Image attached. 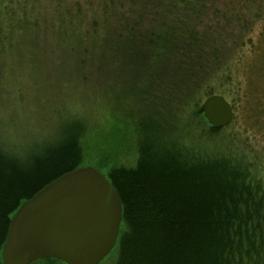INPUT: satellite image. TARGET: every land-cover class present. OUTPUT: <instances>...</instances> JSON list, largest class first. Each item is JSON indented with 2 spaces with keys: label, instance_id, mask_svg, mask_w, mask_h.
I'll return each instance as SVG.
<instances>
[{
  "label": "trees",
  "instance_id": "16d2710c",
  "mask_svg": "<svg viewBox=\"0 0 264 264\" xmlns=\"http://www.w3.org/2000/svg\"><path fill=\"white\" fill-rule=\"evenodd\" d=\"M203 1L86 0L90 6L101 7L103 20L95 29L99 41L89 48L81 45L84 59L75 66H80L79 71L88 64L116 69L104 78L113 79L125 99H136L145 134L138 167L104 172L118 191L123 209L115 264H264V181L256 174L257 158L244 148L233 147L235 135L223 142L204 137L207 131L220 133L228 128L208 122L201 108L204 99L220 95L235 109L231 94L235 92L240 99L247 95L240 94L238 85L235 91L232 88L229 61L214 49L205 52L206 44L227 41L215 30L199 31L191 24L198 19L197 7ZM33 3L24 0L21 8L17 0L2 3L0 58L14 55L20 67L28 64L41 71L42 60L28 56L34 43L27 36L19 42L16 37L32 26ZM165 3L169 6L161 7ZM179 4L185 9L178 8ZM74 18L65 15L70 24L77 23L78 13ZM117 18L119 31L109 26ZM152 18L154 24L149 23ZM64 32L67 52L72 50L73 55L70 33ZM250 33L248 29L243 34L231 58H238L239 50L248 45L259 52ZM261 54L264 57V48ZM10 59L1 64L3 69ZM167 74L178 77L175 93L162 84ZM158 89L169 92L170 100L177 92L182 105L185 90L195 92L197 98L170 120L165 108L171 105L169 100L159 104ZM261 99L258 96L254 101L256 106ZM80 127L75 124L59 143L18 151L7 148L0 133V264L13 214L46 185L81 167Z\"/></svg>",
  "mask_w": 264,
  "mask_h": 264
},
{
  "label": "rangeland",
  "instance_id": "374dc122",
  "mask_svg": "<svg viewBox=\"0 0 264 264\" xmlns=\"http://www.w3.org/2000/svg\"><path fill=\"white\" fill-rule=\"evenodd\" d=\"M17 1L21 8L24 0ZM4 2L13 0H0V14ZM124 6H129V3L125 2ZM168 6L166 3L161 5ZM184 7V4L178 6L180 9ZM198 9V19L191 24L199 31L215 30L227 41L224 45L206 44L205 52L210 53L214 49L229 61L235 83L232 88L235 91L238 85L240 94L247 95L240 99L238 94L232 93L230 101L236 104L233 121L223 132L207 131L204 137L207 141L223 142L230 134L235 135L237 141L233 147L237 150L244 148L257 158L256 174L264 181V57L261 54L264 48V0H204L198 4ZM32 11L34 19H31L28 33L19 32L16 37L19 42L20 37L27 36L34 43L28 56H35L36 62L42 60L44 66L41 71L28 64L20 67L18 57L16 60L14 55L0 58V133L6 147L18 151L22 147L37 148L59 143L75 124L80 123L81 166L92 165L103 173L111 168L138 167L140 145L145 134L138 118L140 107L136 99H125L121 88L115 89L117 83L113 79L108 81L107 76L104 78L107 72L115 73L116 69L88 64L79 71L80 66H75L84 59L81 45L89 48L94 41H99V33L95 29H99L103 20L101 7L90 6L86 0H34ZM76 13L77 23L70 24L65 20V15H71L74 20ZM2 20L7 21L5 17ZM36 20L40 23L39 32H36ZM118 21V18L113 20L109 26L119 31L121 25ZM149 21L154 24V18ZM248 29H251L250 36L259 52L251 51V45H248L239 50L238 58H231V53ZM64 30L70 33L68 41L74 46L73 55L69 52L72 50L67 52ZM8 57L11 59L5 70L1 64H7ZM161 80L171 94L177 91V76L167 74ZM158 92L162 94L159 104L169 100L171 106L165 108V113L170 112V120L179 117L182 107L191 106L197 98L195 92L186 93L185 90L183 96L186 99L182 105L177 92L173 100H170L173 96L169 92L159 89ZM258 96L262 97L257 105L259 108L254 103ZM118 256L119 248L115 245L100 264H115ZM35 264L65 263L41 260Z\"/></svg>",
  "mask_w": 264,
  "mask_h": 264
},
{
  "label": "water",
  "instance_id": "95a60500",
  "mask_svg": "<svg viewBox=\"0 0 264 264\" xmlns=\"http://www.w3.org/2000/svg\"><path fill=\"white\" fill-rule=\"evenodd\" d=\"M201 108L216 128L234 119L233 106L223 96L207 98ZM122 220L120 196L106 174L92 165L78 167L46 185L13 214L2 262L100 264L114 249Z\"/></svg>",
  "mask_w": 264,
  "mask_h": 264
}]
</instances>
